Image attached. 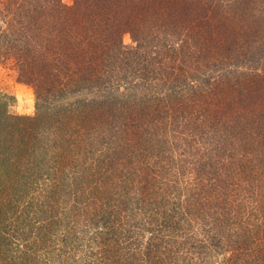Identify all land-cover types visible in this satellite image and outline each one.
I'll return each mask as SVG.
<instances>
[{
  "label": "trees",
  "instance_id": "1",
  "mask_svg": "<svg viewBox=\"0 0 264 264\" xmlns=\"http://www.w3.org/2000/svg\"><path fill=\"white\" fill-rule=\"evenodd\" d=\"M229 1L0 0V64L47 98L32 117L0 98V264H264V61L245 68L264 0L215 18ZM151 15L158 43L126 50L122 17ZM223 64L243 70L215 97Z\"/></svg>",
  "mask_w": 264,
  "mask_h": 264
},
{
  "label": "rangeland",
  "instance_id": "2",
  "mask_svg": "<svg viewBox=\"0 0 264 264\" xmlns=\"http://www.w3.org/2000/svg\"><path fill=\"white\" fill-rule=\"evenodd\" d=\"M75 0H61L62 3L66 4V5H71L74 3ZM232 0H230L227 4H225V6L220 9H217L216 11H222L221 14L218 13L217 16H214L215 18L218 17H226V12H229V10L231 9L229 7V5L231 4L232 6H234V4L231 2ZM239 2V6L242 7V13L240 15H243V13H247L246 11L249 10H256L253 9L252 7H256L258 5V0H251L250 3L249 0H237ZM236 4V3H235ZM249 4V5H248ZM211 5L213 6V2L211 3ZM224 12V13H223ZM239 12V10L237 11ZM253 14V13H252ZM257 14H255L256 16ZM248 16V14H247ZM124 17H122V21L125 22L124 25V32L121 35V40H122V46L126 49V50H130L131 47L136 46V41L135 38L137 39V42L140 43H145L147 49L150 47H153L154 43L157 42L158 43V29L160 31H162V28L158 27V17L156 15H151L148 16V20L146 22H144L145 19L141 20V17L138 16V20L136 19H132V20H124ZM215 18L211 17V24H215L216 22H214ZM130 19V18H128ZM151 20V21H149ZM246 19H244L242 22L244 23ZM259 20V19H258ZM142 26H139L140 23H142ZM264 22V21H263ZM155 23L157 24V26L155 25ZM204 23V22H201ZM201 23L197 24V26L192 27L191 31H195L197 29H200L201 26H199ZM180 26V27H179ZM184 27L183 25H178L175 26V29H173V31H176V33L178 34L179 32L181 33V28ZM215 27V26H214ZM130 28V29H128ZM230 30L228 31V33L225 35L226 39L229 38L230 33L231 32V27H228ZM128 30V31H127ZM129 30H132L133 32L130 33ZM190 30L187 31L186 33L191 36L192 32ZM235 31V30H234ZM250 36V35H249ZM187 40V43H185V41ZM236 40H238L237 37L233 38V42L236 46ZM179 46H176L177 49L182 50L183 52L178 54V58L182 59L184 62L189 63L191 60V57L194 55L192 53V47H190L189 45L196 43L197 41H194L190 43V39L183 37L180 34V39L177 40ZM222 42L223 43V38L219 41L218 39H216V37L214 36L212 39L208 38V41L206 43L205 46H203V50H201L198 54H203L206 53L209 49L211 50H215L219 47L218 44ZM250 46H252L253 49H256L257 51V55L260 57L259 61H257L255 64L253 65H247L245 66V68L247 70H253L255 67L256 69L259 67V62L260 61H264V24H260V26L258 27V29L256 30V32L254 33V35L252 36V39L250 40ZM197 44H199V42H197ZM221 44V43H220ZM177 45V44H176ZM202 47V45L199 44V47ZM188 47L190 48V52L188 53V60H187V56L182 57L183 54L187 53ZM211 50V51H212ZM133 51V49L131 50ZM253 50H251V52H248L246 59H243V61H246L250 54H253ZM176 53V52H175ZM174 53V55H175ZM192 53V54H191ZM149 55V57H151L150 53H147ZM155 54H152V57ZM170 55V54H169ZM197 55V53H196ZM234 55H235V51L233 53V55L231 57H225L223 60V62L226 63H230L231 60H234ZM256 55V56H257ZM171 56V55H170ZM155 60H158V58L153 59V61L155 62ZM169 61V57L167 56L166 59L162 60L160 62V65L158 63V74H161L162 76L164 74H166L167 68H164V65L167 64V62ZM159 62V61H158ZM238 66H236L235 64H223L221 67H213V65L210 66L209 69L204 71V74L207 76H211L213 79L210 80V82H212L213 84V94L215 93V97L219 94L222 89V87H218L215 86V78L218 79V76H222V74H228L229 71H233V70H243L241 68H239ZM255 69V70H256ZM210 84V83H209ZM0 98L1 100L5 101L9 106L7 107V110L15 115H19V116H23V117H32L36 114V105H38L39 103V108L40 105L42 106V104L45 102L47 104V98L45 96L44 91L41 92L39 94V96L37 95L36 97V91L34 89V87L32 86V84L30 83H26L23 82L21 80V78L18 76V71L16 69L15 66H13L12 63H1L0 64ZM45 104V106H46ZM42 109V111L45 109ZM40 111V110H39ZM178 137L175 138L174 142L172 143L173 145H177V147H173L170 146L169 144V148L173 147V150H177V151H181L183 148H185L183 146L182 143V137H180V135H176ZM172 150V151H173ZM170 151V150H169Z\"/></svg>",
  "mask_w": 264,
  "mask_h": 264
}]
</instances>
